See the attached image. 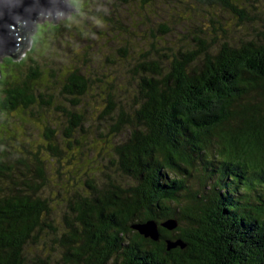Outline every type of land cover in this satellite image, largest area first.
<instances>
[{"label":"trees","instance_id":"16d2710c","mask_svg":"<svg viewBox=\"0 0 264 264\" xmlns=\"http://www.w3.org/2000/svg\"><path fill=\"white\" fill-rule=\"evenodd\" d=\"M196 1L239 16L232 0ZM34 37H25L32 41L30 53ZM193 42L197 49L177 51L166 73L161 60L146 57L134 69L143 74L137 104L129 114L114 113L111 132L127 134L111 148L110 162L124 183L105 175L101 188L85 184L89 193L74 201L63 219L64 264H264V33L236 43L199 37ZM14 59L3 57L0 63V116L19 111L36 117V109L52 108L55 98L33 89L40 72L30 57L33 75L12 78ZM66 83L62 97H69L74 109L89 82L73 72ZM55 110L68 117L70 132L84 124L83 116ZM113 112L108 108L104 115ZM44 128L49 141L53 131ZM10 139L0 130V264H47L29 253L56 231L41 194L43 162L35 159L31 170ZM72 145L80 147L78 141ZM47 149L55 154L54 145ZM148 221L157 225V241L131 228ZM169 221L176 223L171 231L161 227ZM168 242L180 244L168 249Z\"/></svg>","mask_w":264,"mask_h":264},{"label":"rangeland","instance_id":"374dc122","mask_svg":"<svg viewBox=\"0 0 264 264\" xmlns=\"http://www.w3.org/2000/svg\"><path fill=\"white\" fill-rule=\"evenodd\" d=\"M232 3L239 10V16L229 8L209 6L196 0H152L149 3L80 0L71 4L77 13L70 12L55 25L50 20L33 24L35 31L30 38L35 35L34 51L29 52L32 41L28 38L30 43L26 51L14 61L16 66L10 65L14 67L11 77L30 78L34 72L27 58L34 59L40 80L33 89L52 94L55 103L46 111L36 109L39 113L36 117L19 111L12 113L10 118L0 116V123L8 120L0 130L11 138L13 149L26 154L30 169H36L35 159L43 162L46 181L41 194L51 208L56 231L55 235L42 238L36 247L29 249L32 256L47 264H64V250L59 242L65 229L63 219L74 201L89 193L85 184L101 188L106 182L105 175L124 183L125 179L119 178L120 173L110 162L114 158L111 148L122 143L127 134L123 130L113 137L111 132L116 126L113 118L120 110L129 114L137 104V84L143 74L139 71L135 75L134 69L144 57L154 62L161 60L166 73L177 51L197 49L198 45L193 42L196 37L208 43L215 38L218 42L236 43L264 33V0H232ZM58 25L60 31L55 27ZM62 25L80 31L66 30ZM164 29L166 32L162 34ZM73 72L89 82L86 95L74 109L68 102L70 98L62 97L67 86L66 77ZM59 107L83 116L82 127L70 132L68 117L55 110ZM108 108L114 110L112 116L104 115ZM45 126L53 131L52 142L46 138L49 136ZM105 136L110 143L104 142ZM74 141H78L80 147L72 145ZM49 145L55 146L54 155L48 151ZM9 164L12 166L14 162ZM20 169L23 171L21 166ZM20 169L15 171L20 172Z\"/></svg>","mask_w":264,"mask_h":264},{"label":"water","instance_id":"95a60500","mask_svg":"<svg viewBox=\"0 0 264 264\" xmlns=\"http://www.w3.org/2000/svg\"><path fill=\"white\" fill-rule=\"evenodd\" d=\"M70 12L77 13L66 0H0V59L14 57L15 61L26 51L30 41L29 39L25 41V37L35 31L34 23L50 20L55 25ZM18 50L19 55L15 57ZM161 227L171 231L176 227V223L169 221ZM131 228L145 238L153 241L159 239L157 225L153 221L135 224ZM179 244L168 242V249Z\"/></svg>","mask_w":264,"mask_h":264}]
</instances>
